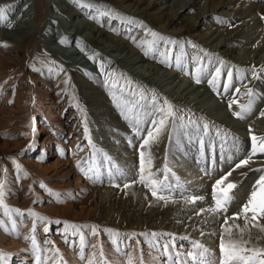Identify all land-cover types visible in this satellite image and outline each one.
<instances>
[{"label":"rangeland","instance_id":"1","mask_svg":"<svg viewBox=\"0 0 264 264\" xmlns=\"http://www.w3.org/2000/svg\"><path fill=\"white\" fill-rule=\"evenodd\" d=\"M92 1L98 2V0ZM200 1L197 6L205 2V0ZM248 1L253 4H264V0ZM117 3L108 5V7L124 13ZM225 7L230 12L235 13V5ZM129 9L134 12V8H126L125 12H128ZM188 12L190 13L185 17H192L194 10ZM219 13L218 9L215 10L214 14H210L209 18L202 21L201 25L196 28L194 34L202 35V31H205L204 33L208 32L207 36H209L211 34V30L207 29L211 27L209 22L218 23L228 30L231 27H236L241 20L249 21L251 19L249 15L244 16L245 18L240 17L241 20L236 18L231 22L221 19L220 17L223 16ZM251 13H257L254 16L259 14L256 10H252ZM85 16L110 31L115 28L114 22H110L105 16L99 14L98 19L87 14ZM261 20L262 23H257L258 25L251 29V33L244 35L250 36V38L240 40L242 43L236 44V46L245 49L248 48L246 42L251 45L256 44L261 50H259L260 56L264 58V16ZM186 23L187 21L184 20L174 27H169V29L179 28ZM55 30L57 31V29ZM114 30H116L114 31L115 34L127 40L132 41L135 38V34L128 36L117 29ZM173 38L175 37L170 36L168 41H173ZM210 42L211 40L202 36L197 41L198 46L206 49ZM188 43H191V48H193L195 40H190ZM132 44L136 50H140L139 45L135 42ZM154 52H159L160 55L168 58L170 63L165 64L166 68L176 73L184 84H209V81L215 78L216 87L214 86V88L217 89V92L225 94H231L237 86V82L229 84L226 73L215 76V68L201 72L204 69L202 66L204 62L199 57L193 56L198 58L193 61L183 60V65L178 62L174 63L177 60L176 54L180 51H175V49L170 48V45L164 48L158 45ZM25 58L24 74L17 76L20 79L14 85H9L10 73L0 85V179L6 182L3 202L7 206V208L0 207V221L3 222V225H0V250L6 254L0 258V264H53L52 249H58L61 254L54 257V264H61V262L64 264H87L88 258L93 253H96L97 264H102L100 260L101 246L103 257L108 264H128L129 256L133 258V264H198V262L192 261L189 256V253L197 251L194 248V242H199L208 249L204 264H220L221 225L224 223L225 216L231 217L234 213L239 212L249 197L245 191L238 192L242 186L241 181L235 182L237 187L232 190L233 200L228 205L227 213L212 214L205 211L198 216L197 213L200 212V209L214 207L213 186L209 184V187L212 188L207 189L203 185H199L196 188L193 181L183 179L172 168L169 161L164 159L160 166L152 172L161 174L155 177L157 179L166 175L168 182L176 187V191L171 193V199L168 202L156 199L151 195V190L138 181L140 144H133L131 141L121 139L122 135L127 136L128 134L119 127H114V130L109 124L105 125L102 118L96 117L93 106L85 103L77 87L70 84L67 79H65V91L62 93L55 92L54 96L57 100L51 101V109L48 110L45 107V100L49 99L43 94L46 88H50V86L38 81L37 76L40 73L38 70L30 72L28 48ZM8 62L12 67L21 69V61L15 59ZM177 64L180 66L178 67ZM243 65L247 68L250 67L248 63ZM260 66L261 68L256 70L248 68L251 75L249 74L250 76L245 77V79L258 75L259 82H264V64H258V67ZM56 67L53 76L47 80L51 84L60 76L61 67L60 65ZM198 68L200 69L199 73L197 72ZM253 70L255 74H253ZM197 75L200 76L201 82L199 83L196 82ZM240 75L243 76L242 73ZM25 85L28 91L23 90ZM211 87L213 88L212 84ZM250 90L253 94L251 97L247 93H241L240 97L245 99L237 106V110L241 111V105H246L247 101L257 99V102L251 103L250 110L243 113V118H237L240 121L253 124L257 128V130L251 126L248 129L245 128L252 135L255 134L260 137L257 135V131L261 130L263 133L260 135L264 137V121H262L264 92L257 91L255 88ZM56 101L58 103H55ZM224 107L225 111L228 112L234 110L233 107ZM42 111L47 114L44 115ZM18 112L22 114H20L21 117L18 120L11 119L12 115L18 114ZM175 112L178 115V111ZM51 113L54 116L52 119L50 118ZM219 128L226 129L223 126ZM225 131L229 132L228 130ZM116 133H119V139L114 137ZM239 133L240 130L233 135L243 140V150H246L247 154L244 153L245 151L236 153L235 159L230 162L226 170L231 168L230 170L233 171L236 163L242 159H247L249 156L255 158L258 164L262 165L264 153L257 151L255 155H252L251 136L245 137ZM138 141L141 140L138 139ZM125 143L130 147L132 146L130 151L132 154L135 152L136 161H128L121 153L119 146L125 145ZM211 150L206 155L215 153L214 149ZM243 155L246 158H242ZM58 158L62 160L73 158L69 168L73 167L75 171L71 178H76L79 174L83 175L84 181L89 183L84 192L82 191L81 194L73 197L70 192L61 191L62 188L58 187L57 181L50 180L46 167ZM205 158L207 157L205 156ZM151 159L152 163H156V157H151ZM210 162V165H213V162ZM17 165L20 166L19 169ZM165 165L170 170L166 173L164 172ZM68 169L66 168V170ZM219 169V173H214V169L213 171L212 169L204 171L203 168H200V172L203 177L207 176V178L215 180L226 171L221 166ZM257 169H264V165L250 167L244 174L250 177L253 175L248 179L249 187L250 185L253 187L259 176L264 174V172L256 171ZM59 173H61V169ZM100 173L106 178H101ZM58 176L62 177L61 174ZM69 179L65 178L63 182ZM41 184L45 187H41ZM125 184L130 186L125 188ZM100 185L120 189L123 193L121 194L124 200L122 201L123 206L130 216L125 219L120 214L117 218L115 216L106 217L108 212H117L119 207L110 205L111 207L107 211L105 205L100 203V196L94 193L95 188ZM162 194L170 195L167 192ZM188 195L203 197V199H198L194 204L187 203L183 196ZM183 205L187 209L181 215L174 217V214L178 212L176 210ZM16 210H19L23 215L18 214ZM133 214H136L135 218H131ZM209 218L216 220L217 226L214 227L209 224V227L206 228L196 227L195 222L198 226V223H204ZM13 221H15L14 224ZM228 223L229 225L239 224L243 226L244 220L241 217L237 220H229ZM260 223L264 224V220H261ZM93 229L98 230V235L91 234ZM235 232L236 229L233 227V233L235 234ZM152 233L158 235L153 236ZM3 234L6 236L2 238ZM11 239H14L15 242H11ZM245 239H249L248 234H246ZM212 243L214 244L212 245ZM164 245L168 246L167 249L164 248ZM249 246L264 247V232L252 227ZM81 248L85 259H81ZM177 254H179V258ZM25 255L30 257L25 258Z\"/></svg>","mask_w":264,"mask_h":264},{"label":"bare ground","instance_id":"2","mask_svg":"<svg viewBox=\"0 0 264 264\" xmlns=\"http://www.w3.org/2000/svg\"><path fill=\"white\" fill-rule=\"evenodd\" d=\"M199 1L98 0L95 3L92 0H0V9H3V15L0 17V85L10 73L9 85H14L20 79L17 76L24 74V60L28 48L30 72L38 70L40 72L37 76L38 81L50 86L43 94L49 99L45 100V107L48 110L51 109V101L57 100L54 96L55 92L65 91V79H67L70 84L77 87L85 103L93 106L96 117L102 118L105 125L109 124L113 129L119 127L126 132L128 135L120 136L121 139L131 141L133 144H140L146 132L152 129V122L161 118V114L155 110L151 101V96L155 94L159 106L167 110L165 101L170 102L174 110L178 111V115L169 118L167 127L160 134L157 142L151 144L145 151L146 157L149 154L151 157H156V163H152L151 171H155L160 163L167 159L172 168L183 179L193 181L196 188L199 185L207 189L212 188L209 184L213 186L217 179L203 177L200 168L204 171L214 169V173L220 172V166L226 170L230 162L235 159L236 153L244 151L246 153V150H243V140L234 137L233 134H237L240 130L239 134L247 137L252 134L245 128L251 126L257 130L253 124L238 120L234 113L238 111L237 106L245 99L240 97L241 93H247L252 88L264 92V82H259L258 75L245 79L251 75L248 68L260 69L263 65L258 67V64H264V58L259 54L258 45L246 42L248 48L244 49L237 48L236 44L242 43L240 40L250 38L244 35H248L252 28L262 23L264 4H253L248 0H205L202 5L197 6L201 2ZM116 2L124 13L108 7ZM228 5H235V13L227 10L225 6ZM126 8H134V12L131 9L125 12ZM218 9L223 20L232 22L236 18L249 15L251 19L246 21L240 18L239 24L228 30L218 23L209 22L208 24L211 25L207 28L211 30L209 36H207L208 32L204 33L205 31H202V35L194 34L202 21H206L209 15L214 14ZM189 10H194L193 16L186 18L185 16L190 13ZM252 10L258 11L259 14L254 16L257 13L252 14ZM85 14L95 19H98L99 14L105 16L107 20L114 22V29L128 36L135 34V38L131 41L120 37L115 34L116 30L113 29L112 32L106 29ZM184 20L187 21L185 25L169 29ZM170 36L175 37L173 41H168ZM201 36L211 40L207 49L198 46L197 41ZM190 40H195L193 48H191L192 44L188 43ZM132 42L139 45L140 50H136ZM158 45L162 48L170 45V48L180 51L176 54L177 60L174 63L183 65V60L193 61L198 59L193 57L196 56L204 62L202 65L204 69L201 72L209 68L219 69L224 75L231 72L232 79L229 84L237 82L235 90L231 94H225L217 92L214 88L216 85L212 83L184 84L176 73L166 68L165 64L170 63L168 58L160 55L159 52H154ZM15 59L21 61V69L9 64V60ZM244 63H248L250 67H245ZM58 65L62 72L60 71L59 78L51 84L47 80L53 76ZM241 73L243 76L240 75ZM23 90L28 91L26 85ZM231 101L237 102L232 104L234 110L225 111L224 106L229 107ZM251 101L255 104L257 99ZM248 103L249 101L245 104ZM55 106L57 107V104ZM42 112L44 115L47 114L45 111ZM20 114L19 112L13 114L11 119L18 120L22 115ZM50 118H54L52 113ZM205 124L208 125L207 129L203 127ZM220 126L229 132L220 129ZM261 133H263L261 130L257 131L260 137ZM116 134L114 137L119 139V133ZM119 147L128 161H136L135 152L132 154L130 151L132 146L125 143ZM211 149H214L215 153L206 155L212 151ZM242 158L246 156L243 155ZM72 159L58 158L47 165L46 172L49 173L50 180L57 181L58 187L62 188L61 191L70 192L74 197L84 192L89 183L84 181L83 175L80 174L76 178H71L75 171L73 167L69 168ZM209 159L213 165H210ZM263 165L264 161L259 165L252 157L248 165L235 168L225 183L241 181L242 186L238 192L245 191L250 194L253 187L251 185L249 187L248 179L253 175L250 177L244 174L250 167ZM60 169L61 173H59ZM59 174L62 177H59ZM100 177L106 178L101 173ZM221 177L219 176L218 179ZM65 178L70 179L63 182ZM94 193L100 196V203L105 205L107 211L110 205L119 207L118 210L116 209L117 212H108L106 217L117 218L120 214L125 219L130 216L123 206L124 200L121 195L123 193L120 189L100 185L95 188ZM186 209L184 205L181 206L176 210L177 213L174 212L176 213L174 217L181 215ZM135 217L136 214L131 215V218ZM195 224L197 228H206L209 224L217 226L216 220L211 218L206 219L204 223H198V226L197 222ZM5 236L3 234L2 238ZM11 240L15 242L14 239Z\"/></svg>","mask_w":264,"mask_h":264},{"label":"snow or ice","instance_id":"3","mask_svg":"<svg viewBox=\"0 0 264 264\" xmlns=\"http://www.w3.org/2000/svg\"><path fill=\"white\" fill-rule=\"evenodd\" d=\"M3 15V9H0V17ZM156 35V33H152ZM179 67L180 65L177 64ZM200 69H197L199 73ZM220 70L216 69L215 76H219ZM253 74L254 70H253ZM232 79V74L229 72L227 74V80L230 82ZM196 82H201L200 76H196ZM209 83L214 84L215 78L209 81ZM237 91H239L237 89ZM247 95L250 97L253 95L251 90L249 89ZM151 101L155 107V110L161 114V118L158 120H154L152 122V129L146 132V135L143 137L140 146H139V175L138 181L144 184L147 188L151 190V195L160 201L168 202L171 199V193L176 191V187L170 184L167 180V176L164 175L162 178L157 179L155 177L160 176L159 172L153 173L152 169V159L149 154L147 157L145 156V151L148 150L149 146L155 142H157L160 134L166 129L169 118L175 117L176 112L174 110V106L165 101V107L159 106L158 98L155 94L151 96ZM233 103H237L236 101L229 102V108L232 107ZM251 108V100L248 105H241V111H237L234 115L238 118H243V113L250 110ZM264 115V113H262ZM138 123V122H137ZM205 129L208 128V125L205 124L203 126ZM251 131V129H250ZM137 134L139 135V129H137ZM252 155H255L257 151L264 153V137H257L255 134L251 136ZM259 141V143H257ZM252 159V156H249L247 159H242L239 163L235 164V168H240L242 166H246L249 164V161ZM19 165L17 168L19 169ZM234 170V169H233ZM6 171V170H5ZM170 171L167 168V165L164 166V172ZM257 171L264 172V169H257ZM147 172V175L145 173ZM232 170L223 175L220 179H217L215 184L213 185L212 197L214 199V207L208 209H200V212L197 213L199 216L201 213L207 211L212 214H225L227 213L228 205L232 202V190L237 187L235 183L228 182L225 183L229 176H231ZM136 182V181H134ZM5 180L0 179V207L7 208V206L3 202L4 197V189H5ZM118 186V185H117ZM129 184H125L124 187H129ZM41 187H45L41 184ZM169 193L170 195L166 196L162 193ZM183 195V194H182ZM183 199L187 203L194 204L198 199H203V197H198L194 195L183 196ZM175 202V201H173ZM18 214L19 210H16ZM32 215H37L35 213H30ZM251 214V215H249ZM243 218L244 224L243 226L239 224L229 225V220H237ZM264 220V174L260 175L259 178L255 181L252 191L249 194V197L240 209L239 212L234 213L233 216L228 217L225 216L224 223L221 225V235L219 239V249L221 253V261L220 264H264V247H254L250 245V230L252 227H255L261 232H264V224H261L260 221ZM15 221H13V224ZM0 225H3V222L0 221ZM233 227H235L236 232L233 233ZM6 228V226H5ZM92 235H98V230L93 229ZM203 235V232L201 233ZM246 234L249 235V239H245ZM135 235V234H133ZM148 235V234H142ZM151 235H158L157 233H152ZM27 239V237H25ZM33 244L35 245V241L33 239ZM95 247V246H93ZM167 245H164V248L167 249ZM194 248L197 251L189 253V256L192 261L198 262V264H204V258L208 253V249L204 248L202 244L199 242H194ZM53 252V264L54 257L60 256L58 249H52ZM81 259H85L83 255V249L81 248ZM6 254L3 250H0V258L4 257ZM179 254H177L178 256ZM171 259V256H169ZM100 260L102 264H108L107 260L103 257V249L102 246L100 248ZM64 264V262H61ZM87 264H97V256L96 253H93L90 258L87 260ZM128 264H133V258L128 257Z\"/></svg>","mask_w":264,"mask_h":264}]
</instances>
